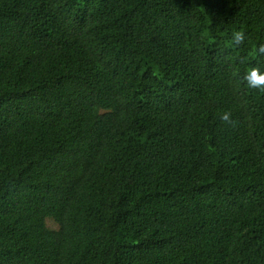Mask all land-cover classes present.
I'll return each instance as SVG.
<instances>
[{
	"label": "trees",
	"instance_id": "obj_1",
	"mask_svg": "<svg viewBox=\"0 0 264 264\" xmlns=\"http://www.w3.org/2000/svg\"><path fill=\"white\" fill-rule=\"evenodd\" d=\"M261 44L264 0H0V264H264Z\"/></svg>",
	"mask_w": 264,
	"mask_h": 264
},
{
	"label": "clouds",
	"instance_id": "obj_2",
	"mask_svg": "<svg viewBox=\"0 0 264 264\" xmlns=\"http://www.w3.org/2000/svg\"><path fill=\"white\" fill-rule=\"evenodd\" d=\"M234 37H239L243 39V34L239 31L234 33ZM261 48H264V44H261ZM248 75L245 77V79L248 81V86L252 88L260 89L261 91H264V88H261V85H264V73L258 74L256 68H251L248 70ZM230 113L225 112L223 116H221L222 121L228 120ZM231 124L235 126V121H232Z\"/></svg>",
	"mask_w": 264,
	"mask_h": 264
},
{
	"label": "rangeland",
	"instance_id": "obj_3",
	"mask_svg": "<svg viewBox=\"0 0 264 264\" xmlns=\"http://www.w3.org/2000/svg\"><path fill=\"white\" fill-rule=\"evenodd\" d=\"M46 224L50 227V228H56V226L54 225V223L51 220H47Z\"/></svg>",
	"mask_w": 264,
	"mask_h": 264
}]
</instances>
